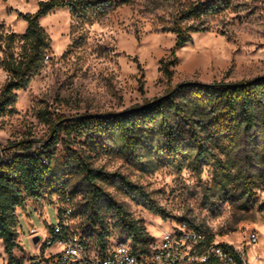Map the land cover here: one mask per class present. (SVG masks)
<instances>
[{"label": "rangeland", "instance_id": "1", "mask_svg": "<svg viewBox=\"0 0 264 264\" xmlns=\"http://www.w3.org/2000/svg\"><path fill=\"white\" fill-rule=\"evenodd\" d=\"M41 1L50 0H0L5 32L23 35L28 26L20 14L36 13ZM103 1L107 10L90 12L87 19L74 18L68 8L40 18L51 52L44 68L16 91L11 113L0 117V157L40 149L43 141L52 143L57 138L49 149L56 156L70 147L93 168L121 174L149 193L165 216L132 200L118 181L98 183L130 221L145 227L152 242L159 243L164 232L187 223L211 235L216 243L246 250L250 264H264V187L248 200L247 180L224 191L212 164L187 161L177 167L151 157L153 167L146 170L126 156L109 133L69 135L64 129L69 121L53 130L58 119L130 110L143 106L145 100L166 96L182 83L231 84L264 76V0H229L228 10L210 18V31L192 34L179 48L171 30L173 0H134L127 5L122 0ZM2 56L0 52V60ZM7 79L0 65V97ZM18 143L23 146L14 147ZM240 151L248 162L238 168L254 170L261 154ZM49 181L42 198L30 199L24 209L17 210L16 259L26 264L43 236L39 232L31 237V231L46 233L68 208L73 210L67 219L69 230L91 246H96L102 228L109 232L108 248L118 242L132 247L104 196H98L76 169L71 172L57 160ZM253 233L258 243L249 246ZM0 264H8L1 239Z\"/></svg>", "mask_w": 264, "mask_h": 264}, {"label": "trees", "instance_id": "2", "mask_svg": "<svg viewBox=\"0 0 264 264\" xmlns=\"http://www.w3.org/2000/svg\"><path fill=\"white\" fill-rule=\"evenodd\" d=\"M133 1L122 0V5ZM173 1L176 9L171 30L177 37L176 48L188 43L192 34L210 31V18L230 8L229 0ZM106 4L103 0L41 1L36 13L20 14L28 27L19 36L6 33L0 22V52L3 54L0 65L8 73L0 97V117L11 113L17 100L16 91L25 88L31 76L44 68L51 52V41L39 23L40 18L59 8H68L74 18L87 19L90 12H105ZM188 22L191 24L186 25ZM168 74L170 76L171 73ZM137 108L140 109L135 110ZM130 110L133 112L119 117L74 119L66 123L64 129L69 135L77 136L89 132L109 133L122 152L139 162L142 169L153 167L151 157L161 162L167 160L177 167H182L187 161L212 164L219 173V184L224 191L235 189L241 180H247L245 194L248 200L254 199L256 189L264 187V78L244 87L235 83L178 86L166 96L145 100L143 106ZM61 120L53 123V130L61 124ZM43 143L40 149L26 150L10 158L0 157V239L8 264H24L14 255V250L19 248L17 210L24 209L28 200L43 197L46 187L50 186L49 180L57 160L71 172L76 169L98 196H104L123 232L132 241L133 252L138 256L147 254L153 242L145 227L130 221L124 209L118 207L98 183L118 181L132 200L153 213L165 216L164 210L151 199L149 193L121 174L93 168L70 147L56 156L49 149L57 143V138L52 143L49 140ZM22 146L18 143L14 147ZM241 149H252L261 154L254 170L243 172L238 168L248 162ZM145 158L146 161H143ZM108 236L106 229H99L95 245L103 251L108 249ZM206 241L211 243L214 240L207 235ZM211 264L218 263L212 259Z\"/></svg>", "mask_w": 264, "mask_h": 264}, {"label": "built area", "instance_id": "3", "mask_svg": "<svg viewBox=\"0 0 264 264\" xmlns=\"http://www.w3.org/2000/svg\"><path fill=\"white\" fill-rule=\"evenodd\" d=\"M72 212L71 208L66 209L46 233L44 229L31 231V237L39 232L43 236L37 253L26 264H211L212 259L218 264H250L246 250L214 241L207 243L206 233L187 223L164 232L160 242L151 243L143 256L136 255L124 242L103 251L69 230L67 219ZM257 243L258 237L253 233L249 246Z\"/></svg>", "mask_w": 264, "mask_h": 264}, {"label": "water", "instance_id": "4", "mask_svg": "<svg viewBox=\"0 0 264 264\" xmlns=\"http://www.w3.org/2000/svg\"><path fill=\"white\" fill-rule=\"evenodd\" d=\"M264 76L262 77H258L254 80L251 81H247V82H242V83H235L236 86H240V87H244V86H248L251 85L261 79H263ZM194 84H199V83H193V82H187V83H182L180 85H178L179 87L184 86V85H194ZM140 108H137L135 110H139ZM133 112V110H125V111H121V112H115V113H98V114H84V115H79L73 118H68L65 119L64 121L61 122H65V121H71V120H81V119H101V118H109V117H119V116H124L128 113ZM59 125V124H58ZM58 125L56 127H58ZM55 132V130H54Z\"/></svg>", "mask_w": 264, "mask_h": 264}]
</instances>
